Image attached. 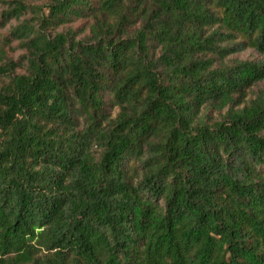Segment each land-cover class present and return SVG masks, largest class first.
I'll return each mask as SVG.
<instances>
[{"label":"trees","instance_id":"1","mask_svg":"<svg viewBox=\"0 0 264 264\" xmlns=\"http://www.w3.org/2000/svg\"><path fill=\"white\" fill-rule=\"evenodd\" d=\"M38 1L0 28V264H264V62H227L264 0Z\"/></svg>","mask_w":264,"mask_h":264},{"label":"rangeland","instance_id":"2","mask_svg":"<svg viewBox=\"0 0 264 264\" xmlns=\"http://www.w3.org/2000/svg\"><path fill=\"white\" fill-rule=\"evenodd\" d=\"M18 0H0V28L1 29V33L3 34V36H9L10 31L12 28L17 27L18 25L22 24L23 22H25L26 20L28 21H33L34 20V10L31 8V6H37L39 4H42L43 1H38V0H23L27 3V5H29V10L26 12V14L21 18V19H13L11 21H9L8 23L5 22L4 20L1 19L2 13L7 10L9 8V6H14L15 2ZM90 21L87 20H80L77 21L73 24H69L67 26L61 27L57 30L56 33H60V32H65L69 29L75 30L78 35L79 38H84L85 36H87L89 34V23ZM12 45L10 47H6V51L8 53V56L10 59L16 61V62H20L23 58V56H25L26 51L25 49L22 48L21 44L19 41H13L11 43ZM234 60H238V61H254V62H264V54H261L253 49H248L243 53L237 54L235 56H232L231 58H229L227 60V62L232 63V61ZM19 73H24L25 72V68H19L18 69ZM264 89V82L260 83L259 85L253 87L252 90H250L248 92V99H254L256 97V95L258 94V92L260 90ZM118 109L112 110L111 114L112 117L115 118L118 114ZM210 115V121H217L220 119V113L219 112H215V111H211L209 113Z\"/></svg>","mask_w":264,"mask_h":264}]
</instances>
